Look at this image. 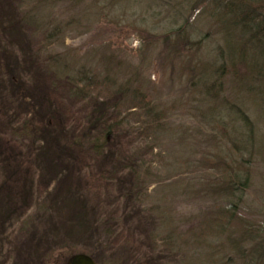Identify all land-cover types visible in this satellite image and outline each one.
Returning a JSON list of instances; mask_svg holds the SVG:
<instances>
[{
	"label": "rangeland",
	"instance_id": "1",
	"mask_svg": "<svg viewBox=\"0 0 264 264\" xmlns=\"http://www.w3.org/2000/svg\"><path fill=\"white\" fill-rule=\"evenodd\" d=\"M102 1L103 8L98 1H81L79 11L86 12L75 27L90 31L68 32L57 50L68 47L75 62L94 68L99 55L109 53V40L133 50L126 60L137 73L136 85H147L165 114L164 130L153 143L154 152L164 155L155 156L146 191L128 197L125 185L140 175L141 160L154 159L141 136L113 139L98 159L70 148L74 120L117 101H78L45 71L46 54L36 51L39 37L21 19L15 0H0V264H64L71 251L89 252L105 264H262L244 256L264 241L261 96L248 79L231 83L225 77L214 80V100L203 99L204 90L191 81L197 69L214 71V48L223 52L225 42L233 45L236 30L226 24L221 36L210 0ZM124 23L139 27L144 41L134 31L119 35ZM179 26L191 40L202 38L198 47L158 41ZM236 101L255 129L243 150L251 180L228 232L218 238L204 234L206 227L213 229L217 211L228 206L217 168L222 161L233 165L229 136L247 139L240 121L225 112ZM163 209L177 230L174 246L164 243L158 213Z\"/></svg>",
	"mask_w": 264,
	"mask_h": 264
},
{
	"label": "trees",
	"instance_id": "2",
	"mask_svg": "<svg viewBox=\"0 0 264 264\" xmlns=\"http://www.w3.org/2000/svg\"><path fill=\"white\" fill-rule=\"evenodd\" d=\"M81 1L84 0H15L16 6L22 11L21 19L32 28L33 34L39 37L40 45L37 46L36 51L39 52L42 49V52H45L46 56L42 61V66L53 79L64 82L69 93L83 104L91 101L97 102L99 99L113 98L117 101L113 107H103L105 105L103 102L104 105L99 107L100 110H91L89 116L84 115L75 119L71 127L72 130L67 133L69 147L74 148L78 155L90 154L98 159L108 154L110 142L113 139H120L125 136H141L149 154L154 155V159L141 160L144 165L140 164L142 168L138 170L140 175L134 176L125 185V193L128 197L139 196L142 191H146L148 184L154 180L151 175L156 169L153 163L158 161L155 160V156L164 155V153L154 152L153 143L158 139L160 132L164 130L165 114L163 115V109L154 103L148 86L144 83L136 85L137 73L132 69L130 70L126 60V57H129L127 53L133 54V50L127 52L129 49L127 46L120 48L119 45L121 44L107 41L106 47L109 49V53L99 55L100 58L96 65L98 68L86 63L75 62L78 61V58L72 56V50L69 51L68 47L63 51L57 50V43L68 37V32L71 31L72 33L76 30L78 34H81L90 31L88 29L83 30L84 28H80L78 25L77 28L75 27V24L83 19L86 12V10L79 11L78 5L81 4ZM95 1H98V6L102 8L105 6L102 0ZM57 7L58 9H56ZM209 8L212 9L210 11L211 19L216 20L221 36H224L222 34L224 27L222 28V26L226 24L236 30L234 43L229 45L225 42V51L223 52L220 48H214V51L218 53L215 56L216 60L212 62L216 65L214 71L204 73L194 67L193 70L196 71L194 78L192 77V83L202 87V91L204 90L205 93L202 96L203 99L214 100L215 92L213 93V91L216 89L214 80L220 81L225 77H231V83H234L248 79L252 84V89L257 90L261 96L264 105V0H210ZM80 15H82L81 20ZM109 15L107 14L105 17L109 19ZM125 24L128 26L124 27ZM119 28L117 31L119 35L128 36L134 31L137 34L140 33L142 42L145 39L144 33L133 23H124ZM184 29L185 26H179L172 32L158 35L157 38H160L158 41L162 43L178 42L181 43V47L184 45V48L189 47L190 49L198 47L202 38L198 41L191 40L190 34L185 33ZM171 35L174 36L171 37ZM147 40L149 41V39ZM95 50L98 53V48ZM0 64L4 65L3 63ZM212 64L210 63L211 66ZM10 78L14 81L16 78L14 73L10 75ZM236 85L237 83H235ZM238 103V101L229 103L225 112L230 117L234 116L240 121L246 130L247 139L244 140V137L236 135V137L229 136L228 138V144L232 146V156H228L233 165L227 161H222L217 168L221 171L219 181L223 193L227 195L225 206H228L217 211L213 229L206 227L204 232L205 234L208 231L209 235L214 236L215 234L218 238L228 232V226L236 216L251 180L249 158L244 155L243 150H247L250 143H247L245 148L244 142L254 140L255 129L254 124L240 106L241 104ZM234 108L236 113L233 111ZM24 124L25 122H23L22 129ZM232 129L235 132L237 128L233 126ZM130 168L132 169V166ZM105 172V170L100 171V173ZM96 177L99 178L95 181L101 182L102 174H97ZM163 211L158 213L161 220L160 228L165 235L164 243L174 246L179 239L176 235L177 230L170 228V219L173 217H169L164 209ZM166 230H168L167 233ZM260 233L262 230L255 232L253 239L256 240ZM250 249L251 254L245 253L244 256L256 257L264 264V241L258 242ZM77 253L81 252L71 251L64 264H70L72 257ZM82 253L91 256L89 252Z\"/></svg>",
	"mask_w": 264,
	"mask_h": 264
},
{
	"label": "water",
	"instance_id": "3",
	"mask_svg": "<svg viewBox=\"0 0 264 264\" xmlns=\"http://www.w3.org/2000/svg\"><path fill=\"white\" fill-rule=\"evenodd\" d=\"M70 264H103V263H98L96 262L91 256L85 253H78L75 254L71 261Z\"/></svg>",
	"mask_w": 264,
	"mask_h": 264
}]
</instances>
